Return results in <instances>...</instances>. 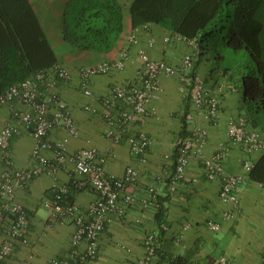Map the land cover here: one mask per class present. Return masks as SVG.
Here are the masks:
<instances>
[{
	"label": "crops",
	"instance_id": "0c3cea01",
	"mask_svg": "<svg viewBox=\"0 0 264 264\" xmlns=\"http://www.w3.org/2000/svg\"><path fill=\"white\" fill-rule=\"evenodd\" d=\"M71 1L30 0L57 55V62L67 67L73 74L70 81L58 83V91L68 102L80 127V136L70 139L67 148L70 152L88 146L98 148L102 154L108 156L107 173L116 176H122L127 166H135L140 177L139 184L133 188V191L142 194L144 188L155 184L164 155L172 153L175 158L174 142L180 136L187 134L183 115L190 108V104L180 90L179 78L162 77L163 91L156 102L158 115L146 119L137 127L153 138V143L147 152L148 161L141 163L130 152L126 138L120 143H113L106 137L107 125L102 117L83 109L88 98L83 95L79 87V68L104 60H114L126 47L133 51V59L125 69L114 70L92 79L93 91L98 96H104L110 93L113 85L133 76L139 66L136 55L138 47L147 48L152 58L164 59L173 65H178L191 48L185 41L179 39L165 42L164 37L172 32L155 24H149V30L139 33L136 44L129 43L128 37L134 28L129 12L132 0H120L124 9L125 26L116 47L107 53L80 50L67 42L63 35L65 12ZM152 35L157 41L153 47H149L148 39ZM217 63L219 64L212 56L202 55L196 63L194 72L204 79L213 92H220L219 120L212 123L204 117L197 116L196 121L207 128L210 134L204 154L211 156L221 145H229L230 149L224 160L225 168L231 172L245 174V179L240 184L239 205L233 206L221 201L220 180H208L202 161L194 159L185 178L179 182L174 196L167 195L168 182L157 185L159 201L164 209L162 222L159 224L156 219L159 206L157 204L147 211L142 210L138 203L126 207V214L122 219H115L108 224L101 239L99 257L95 264H137L144 255L143 237L152 230L160 234L162 247L159 257L163 264H176L177 260L187 264H212L223 255L230 259L231 264H259L264 258V185L253 181L249 176L250 172L244 169L246 161L254 165L263 152L249 153L240 146L231 144L228 119L231 116L244 114L243 108L248 104L244 99L239 78H231L228 73L223 72L222 66L218 67ZM260 112L262 111L255 112V119H251L249 115L247 118L249 126L260 130L264 138V127L261 128L257 118ZM10 120L9 108L1 106L0 129ZM64 133L65 131L60 129L56 131L54 137L59 138ZM33 147L34 140L27 132L11 139L9 150L16 167L30 168L35 164L31 156ZM45 154L53 157L50 151H45ZM4 168L5 164L0 161V173ZM71 169L72 164H66L59 172L58 178L61 182L72 186L73 200L80 207L85 208L96 199L97 195L89 188H76L75 177L70 173ZM169 169L172 172L174 167L171 166ZM52 184L51 176L41 175L27 188L17 190V200L27 208L31 216V244L18 243L7 264H17L30 255H33V264H49L51 258H64L70 253L74 225L72 223H59L51 227L47 225L50 212L44 207L43 202L52 196ZM3 208L4 201L0 198V216L4 214ZM225 212H231V217L225 218ZM8 219V216L4 218L5 221ZM210 220L220 222V230L212 231L208 227ZM1 239L0 234V243Z\"/></svg>",
	"mask_w": 264,
	"mask_h": 264
},
{
	"label": "built area",
	"instance_id": "2783aa9c",
	"mask_svg": "<svg viewBox=\"0 0 264 264\" xmlns=\"http://www.w3.org/2000/svg\"><path fill=\"white\" fill-rule=\"evenodd\" d=\"M149 30L148 25L135 28L128 37L131 44L138 42L141 31ZM173 39L185 41L191 51L183 56L178 65L164 59H154L147 48L138 47L139 66L133 76L112 86L110 93L98 96L91 83L95 76L106 75L114 70H123L133 59V51L123 48L119 57L104 60L93 65L79 68V87L88 98L83 109L93 115H100L106 122V137L117 144L123 138L130 152L141 163L148 161L147 152L153 138L137 127L146 119L158 115L157 100L161 97L163 76H177L180 90L190 104L183 118L187 134L180 136L175 142V158L172 153L164 155L160 165V173L155 184L144 188L142 194L135 193L133 188L139 184V171L129 165L122 176L109 174L106 171L108 156L93 146L83 147L70 152L67 148L70 139L80 136V127L71 107L58 91L59 82L70 81L72 72L62 65L35 71L25 79L14 83L6 91L0 93V107L7 106L11 120L0 129V161L5 164L0 173V198L4 201V214L0 216V264H7L14 253L16 245H30L31 216L27 208L17 200V190L27 188L31 182L41 176L53 178L52 196L43 205L49 210L47 221L49 227L55 224L72 223L74 231L71 238V250L64 258L53 257L49 264H95L99 257L100 244L109 223L122 219L126 207L137 203L142 210H149L159 199L158 186L168 182V196H174L178 184L186 176L192 160H201L208 180H220L221 201L233 206L239 205L240 184L245 174L231 172L225 168L224 160L230 149L229 145H221L211 156L204 154L210 139L207 128L196 121L197 116L216 123L220 117V92H213L204 79L194 72L196 63L202 53L195 39H188L170 34L164 37L165 42ZM156 37L148 39V46L153 47ZM65 133L59 138L54 135L58 130ZM24 132L34 140L31 152L35 164L30 168H18L10 153V141ZM228 134L231 144L240 146L245 152H263L264 138L260 130L251 128L244 114L231 116L228 119ZM53 153V157L45 154ZM71 163V175L75 177L76 188H89L97 195L87 207H80L72 198V186L59 180V172L66 164ZM173 166L171 172L169 167ZM253 165L246 161L244 169L250 172ZM197 181L196 178H193ZM8 216V220L4 218ZM225 218L231 212L224 213ZM189 227V225H186ZM208 227L218 231L221 223L210 220ZM144 255L137 264H163L160 261L162 241L156 230L147 232L143 237ZM17 264H33V255ZM176 264H187L176 261ZM212 264H231L230 259L223 255ZM259 264H264V258Z\"/></svg>",
	"mask_w": 264,
	"mask_h": 264
},
{
	"label": "trees",
	"instance_id": "16d2710c",
	"mask_svg": "<svg viewBox=\"0 0 264 264\" xmlns=\"http://www.w3.org/2000/svg\"><path fill=\"white\" fill-rule=\"evenodd\" d=\"M71 5L78 6L77 17L71 22L65 12L64 39L80 50L112 51L125 26L120 0H72ZM129 12L133 30L155 24L171 34L195 39L200 56H215L221 64L226 55L220 47L244 51L255 63L239 71L244 99L264 112V0H132ZM0 46V93L57 63L30 0H0ZM222 67L232 78L231 68ZM249 176L264 185V151ZM158 202L160 224L164 209Z\"/></svg>",
	"mask_w": 264,
	"mask_h": 264
},
{
	"label": "rangeland",
	"instance_id": "374dc122",
	"mask_svg": "<svg viewBox=\"0 0 264 264\" xmlns=\"http://www.w3.org/2000/svg\"><path fill=\"white\" fill-rule=\"evenodd\" d=\"M77 8L78 6H72V5L68 7L66 15L69 17V20H71V22H73L74 19L77 17V12H78ZM221 50H224V55H226L225 56L226 59L222 61V64L219 62V64L217 63V65L218 67L220 66L219 68H221L223 64L227 67H230L231 68L230 74L234 78L237 79L240 77L239 75V71H241L240 69H245L246 67H249V66L251 68L254 67L253 64L255 63L253 62L251 57L248 54H246L244 51H234L231 49L220 47L219 51ZM213 59L216 60V57L213 56ZM249 105L250 104L246 105L243 108V112L246 116L249 115L251 119H255L254 117L256 116L255 112L257 111V108H254L252 104L250 106ZM257 118H258L261 128L264 127V112L263 111L260 112Z\"/></svg>",
	"mask_w": 264,
	"mask_h": 264
}]
</instances>
